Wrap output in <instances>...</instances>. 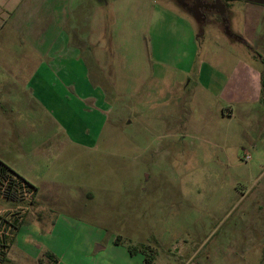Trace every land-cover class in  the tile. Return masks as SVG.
<instances>
[{
  "label": "rangeland",
  "instance_id": "1",
  "mask_svg": "<svg viewBox=\"0 0 264 264\" xmlns=\"http://www.w3.org/2000/svg\"><path fill=\"white\" fill-rule=\"evenodd\" d=\"M203 1L215 14L221 12L215 0ZM65 2L0 0V45L29 43L34 25L46 20L41 13L54 3L57 12L67 8L74 33L100 34L87 60L110 74L102 83L104 117L71 136L57 121L47 131L52 118L46 123L44 114L20 113L0 97V160L38 188L40 202L31 205L30 191L13 200L0 195V264L50 263L34 256L43 240L62 253V264H126L118 256L121 248L110 245L115 238L126 250L146 252L149 264H264V159H211L215 151L223 154L221 147L210 151L213 124L229 127L223 149L230 157L240 155L241 117L218 122L192 116L189 109L195 62L237 48L242 60H258L256 43L244 30L246 44L231 45L228 37L238 27L231 14H245L246 2H234L226 23L202 18L197 48L185 38L183 0ZM201 3L195 0L194 7L202 14L208 9ZM222 3L226 8L229 1ZM73 42L79 44L77 37ZM14 54L0 51L6 61L0 75L22 71ZM35 103L27 102L34 113ZM31 124L32 131L18 132V126ZM67 218L76 222L67 225ZM22 219L18 234L3 223ZM96 240L107 250L89 256ZM4 244L10 247L2 262Z\"/></svg>",
  "mask_w": 264,
  "mask_h": 264
},
{
  "label": "crops",
  "instance_id": "2",
  "mask_svg": "<svg viewBox=\"0 0 264 264\" xmlns=\"http://www.w3.org/2000/svg\"><path fill=\"white\" fill-rule=\"evenodd\" d=\"M228 1L222 15L220 12L215 14L210 7L208 11L201 14L199 9L194 7L195 0H183L185 10L180 17L186 22L185 38L189 44L197 48L198 26L202 18L207 22L214 21L218 17L225 21L229 13L226 11L232 9L234 2L238 0ZM239 1L246 2L245 14H231L238 27L237 32L229 33L228 37L232 42L231 45H236L238 42L246 44L242 38L244 30L245 35L256 43L258 60L254 63L242 60L240 54L242 49L237 48L231 49V52L226 55L215 56L212 61L206 59L201 64L194 61L192 65L197 75L190 80L193 84V92L189 98L191 99L189 109L192 111V116L200 113L214 117L218 122H231L233 118L241 117V125L237 127L241 138L240 155L230 157L229 153L223 149L229 144V127L213 124L208 130L209 148L211 151V146L221 147L223 154L219 155L215 151L211 159H243L247 154L251 156V159H264V88L262 85L264 79V4L251 0ZM32 3L33 1L24 3L26 5L23 8ZM64 5H66L65 0ZM47 10V13H41L45 14V22L36 23L33 31L29 33V43L14 40L12 44L0 45V51L3 53H15L11 55L15 58V66L23 68L22 71H18L17 75H0V97L5 105L18 106L19 111H17L20 113L32 116L44 114L46 123L47 116L52 118L51 123L48 121L45 125L47 131L53 130L52 125L57 121L59 123L57 126L73 136L78 132L88 131L92 122V126H97L99 116L104 117L106 91L102 83L108 81L109 76L106 77V75L110 74L100 63L93 68L88 61L89 53L93 52L91 47L98 44L101 39L100 34L95 37L94 31L90 32L88 29L86 33L83 30L80 34L74 33V28L70 21L68 22L67 8L57 12L54 3ZM97 10L102 9L97 7ZM22 12L25 13V11ZM41 14L37 13L33 20L35 22L39 20L38 17ZM61 21L65 22L60 23ZM262 26L263 29L259 33ZM74 36L77 37V43H79L77 45L73 42ZM83 45H86V48H83ZM1 61H6L0 60V67H4ZM30 100L36 101L38 111L35 113L27 104ZM22 101L26 102L23 103V107L27 108L22 107ZM4 115H7V112ZM32 125L28 127L20 125L17 127L18 132L32 131ZM24 135L26 134L22 136ZM36 202L33 207H39L40 202L37 198ZM73 222L76 221L68 219L66 224ZM50 224L54 226L55 223ZM99 241L101 240L91 243V248L87 253L89 256H97L107 250V247L99 244ZM51 242L43 240L34 256L43 258V261L44 258L50 259V263L43 264H62V253H59ZM110 245L115 249L121 248L118 256L123 258L126 264L146 263L145 255L137 252L130 254V251L123 248L120 241L118 242V238L112 240Z\"/></svg>",
  "mask_w": 264,
  "mask_h": 264
},
{
  "label": "trees",
  "instance_id": "3",
  "mask_svg": "<svg viewBox=\"0 0 264 264\" xmlns=\"http://www.w3.org/2000/svg\"><path fill=\"white\" fill-rule=\"evenodd\" d=\"M262 85L264 88V79L262 81ZM25 191H30L32 193L33 198L31 200V205L32 206L36 205V203H37L36 198H37V195L39 192L38 188L33 186L30 182L26 181L16 171H14L9 165H7L6 163H4L3 161L0 160V195L5 196L7 199L13 200L14 198H18L19 195H20V197L23 198ZM16 215H14L15 216L14 219L18 218V217H16ZM23 220L24 219H22L21 221H17V224H11V222L8 220H4L3 223L4 224L8 223V229L11 228L12 232H15V234H18V232L20 231V228L23 224ZM1 228L3 230H7V228L4 229L5 228L4 225ZM6 237H7V235L4 233L3 238L5 239ZM118 242H119V239H118ZM9 247L10 246H8L7 244H4V247H3L4 252L3 253L5 254V257L3 258L2 262L3 261L5 262L7 260V254L9 251ZM129 251L131 254H134L136 252V250L134 248H130ZM144 253L146 256V263L149 264V255H147L146 252H144Z\"/></svg>",
  "mask_w": 264,
  "mask_h": 264
},
{
  "label": "water",
  "instance_id": "4",
  "mask_svg": "<svg viewBox=\"0 0 264 264\" xmlns=\"http://www.w3.org/2000/svg\"><path fill=\"white\" fill-rule=\"evenodd\" d=\"M198 1H200V0H198ZM251 1H256L258 3L264 4V0H251ZM216 5H217V7H219L221 9L220 13L223 15L225 12V9H224V6L222 4V0H216Z\"/></svg>",
  "mask_w": 264,
  "mask_h": 264
},
{
  "label": "flooded vegetation",
  "instance_id": "5",
  "mask_svg": "<svg viewBox=\"0 0 264 264\" xmlns=\"http://www.w3.org/2000/svg\"><path fill=\"white\" fill-rule=\"evenodd\" d=\"M200 1L203 3V4L201 3L203 5V9L207 10L210 7L209 5H206L203 0ZM214 4L216 5V0L214 1Z\"/></svg>",
  "mask_w": 264,
  "mask_h": 264
},
{
  "label": "built area",
  "instance_id": "6",
  "mask_svg": "<svg viewBox=\"0 0 264 264\" xmlns=\"http://www.w3.org/2000/svg\"><path fill=\"white\" fill-rule=\"evenodd\" d=\"M250 159H251L250 155L247 154V155L244 156L245 162H248Z\"/></svg>",
  "mask_w": 264,
  "mask_h": 264
}]
</instances>
